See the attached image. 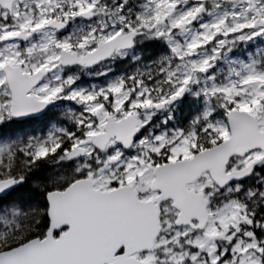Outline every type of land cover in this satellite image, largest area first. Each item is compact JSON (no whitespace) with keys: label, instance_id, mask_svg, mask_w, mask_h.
<instances>
[{"label":"snow or ice","instance_id":"obj_1","mask_svg":"<svg viewBox=\"0 0 264 264\" xmlns=\"http://www.w3.org/2000/svg\"><path fill=\"white\" fill-rule=\"evenodd\" d=\"M0 264H264V0H0Z\"/></svg>","mask_w":264,"mask_h":264}]
</instances>
